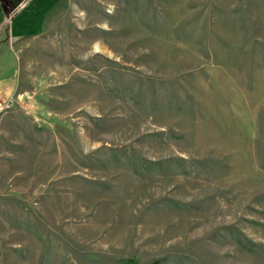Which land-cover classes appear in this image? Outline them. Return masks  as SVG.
Instances as JSON below:
<instances>
[{
    "label": "rangeland",
    "instance_id": "1",
    "mask_svg": "<svg viewBox=\"0 0 264 264\" xmlns=\"http://www.w3.org/2000/svg\"><path fill=\"white\" fill-rule=\"evenodd\" d=\"M23 2L0 264H264V0Z\"/></svg>",
    "mask_w": 264,
    "mask_h": 264
},
{
    "label": "flooded vegetation",
    "instance_id": "2",
    "mask_svg": "<svg viewBox=\"0 0 264 264\" xmlns=\"http://www.w3.org/2000/svg\"><path fill=\"white\" fill-rule=\"evenodd\" d=\"M25 4L26 2H23V0H0V23L3 22V20H6L4 23L8 27L7 41L9 40V34L12 33L11 28L13 23L19 15V9H22ZM3 43H6L7 48L11 51L9 43L5 41L2 42V44Z\"/></svg>",
    "mask_w": 264,
    "mask_h": 264
},
{
    "label": "built area",
    "instance_id": "3",
    "mask_svg": "<svg viewBox=\"0 0 264 264\" xmlns=\"http://www.w3.org/2000/svg\"><path fill=\"white\" fill-rule=\"evenodd\" d=\"M11 103H13L12 99H9L4 104L0 103V115L3 114L9 108Z\"/></svg>",
    "mask_w": 264,
    "mask_h": 264
},
{
    "label": "crops",
    "instance_id": "4",
    "mask_svg": "<svg viewBox=\"0 0 264 264\" xmlns=\"http://www.w3.org/2000/svg\"><path fill=\"white\" fill-rule=\"evenodd\" d=\"M39 10H40V8H38V11H39ZM38 11H37V12H36V11H34L33 13H31V14H30V16H32V15H34V14H35V15H37ZM30 16H29L28 18H30ZM28 18H27V19H28ZM22 21H26V20H22ZM19 22H20V21H19ZM26 24H27V23H26ZM22 25L24 26V25H25V23H24V24H22ZM24 27H25V26H24Z\"/></svg>",
    "mask_w": 264,
    "mask_h": 264
},
{
    "label": "bare ground",
    "instance_id": "5",
    "mask_svg": "<svg viewBox=\"0 0 264 264\" xmlns=\"http://www.w3.org/2000/svg\"><path fill=\"white\" fill-rule=\"evenodd\" d=\"M86 43V42H85ZM84 49V48H83ZM83 52V51H82Z\"/></svg>",
    "mask_w": 264,
    "mask_h": 264
}]
</instances>
